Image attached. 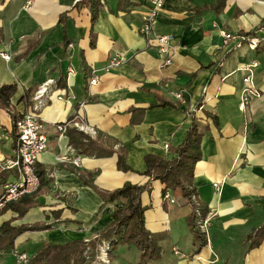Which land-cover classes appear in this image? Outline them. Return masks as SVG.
Returning a JSON list of instances; mask_svg holds the SVG:
<instances>
[{"label": "crops", "instance_id": "obj_1", "mask_svg": "<svg viewBox=\"0 0 264 264\" xmlns=\"http://www.w3.org/2000/svg\"><path fill=\"white\" fill-rule=\"evenodd\" d=\"M120 1L101 0L92 26L82 0H0V52L11 56L9 62L0 58V87H16L6 106L0 104V162L14 155V123L27 110L32 92L49 80L55 85L41 111L48 147L36 165L44 180L33 199L37 206L21 218L9 207L0 216V224L50 228L23 232L15 250L0 253V264H15L13 250L30 258L45 244L94 240L111 222L114 208L98 191L147 183L145 156L173 159L168 148L183 142L189 113L199 104L196 117L208 115V129L193 188L206 211V245L196 242L187 201L171 190L173 202L163 199L164 185L152 181L151 191L141 196L144 228L161 253L147 264H264V242L251 248L249 239L264 225V0H165L155 32L172 38L169 66L162 65L156 41L138 33L151 0H127L119 9ZM255 37L260 43L251 48ZM115 55L123 63L107 70ZM93 72L97 82L90 85ZM247 76L253 93L241 112ZM72 121L94 131L85 133L93 138L114 141L115 151L124 149L128 172L117 169L115 153L80 154L66 133L79 130L70 124L64 134L56 130ZM16 179L14 171L0 170V194ZM214 183L220 184L218 193ZM114 250L109 264L140 261L133 245Z\"/></svg>", "mask_w": 264, "mask_h": 264}, {"label": "trees", "instance_id": "obj_2", "mask_svg": "<svg viewBox=\"0 0 264 264\" xmlns=\"http://www.w3.org/2000/svg\"><path fill=\"white\" fill-rule=\"evenodd\" d=\"M126 1L121 0L118 3L119 9L125 7ZM81 4L89 10L90 21L93 26L102 10L101 0H82ZM221 7L222 5L218 4L216 9L219 10ZM90 37V43L93 46L94 35L92 30ZM15 91L16 87L13 85L1 86L0 104L6 106ZM200 109L201 105L199 104L189 113L191 123L183 142L176 148H168V151L174 154L173 159L168 160L153 155L145 156L146 169L144 174L149 178L147 183L144 185L125 183L119 189L98 191L104 204H112L114 208L111 213V222L94 240L89 242L76 240L58 245L45 244L29 258L26 264H92L99 253V246H104L108 257H110L119 244L133 245L140 251V261L137 264H147L149 261L156 260L161 251L144 228L145 208L141 203V196L151 191L152 181H158L164 185V192L165 190L178 192L187 201L191 208L189 225L195 234L196 242L200 247L206 245V239L198 228V218L196 216L198 210L201 217L204 218L206 211L193 200L196 197L193 188L194 168L200 161V142L208 129L205 122L208 115H204L205 119L196 117V112ZM209 118L214 120L213 117ZM66 133L70 144L80 154L102 158L112 156L115 153L117 155V169L121 172H128L125 150L119 148L115 151L114 141L102 137L93 138L76 130H68ZM36 173L41 187L44 181L42 180V173L38 169ZM40 187L37 193L32 196L25 197L9 205V209L17 213L18 218H21L29 209L37 206L33 199L38 195ZM93 188L96 189L95 186ZM49 228V226L40 224L13 227L10 221L0 224V253L11 250L15 239L23 232L41 231ZM249 239L253 242L251 248L258 246L262 241L264 242V225L249 236Z\"/></svg>", "mask_w": 264, "mask_h": 264}, {"label": "built area", "instance_id": "obj_3", "mask_svg": "<svg viewBox=\"0 0 264 264\" xmlns=\"http://www.w3.org/2000/svg\"><path fill=\"white\" fill-rule=\"evenodd\" d=\"M164 1L165 0L150 1V11L144 18L142 25L139 27L138 33L147 40L153 39L156 41L158 49L163 56L162 65L169 66L171 65V58L173 54V48L171 45L172 38L171 36H160L155 32V24L160 12L162 11ZM222 34L226 41L231 39L230 34L226 32H222ZM259 43L260 40L256 37L249 40V45L251 48H257ZM68 47L71 48L72 45H69ZM0 58L5 62H9L11 60L10 54L6 52H0ZM123 61V58L120 56H112L109 60V66L106 69L109 70L112 67L118 66L119 64L123 63ZM256 66L257 64H252L250 67L253 68ZM94 73L95 72H93V76L90 79V85H94L97 82V78L94 76ZM68 74H72V71L69 70ZM242 82L244 87L248 90L245 96L242 98L238 109L241 112H246L253 90L251 88L249 76L245 77ZM53 83L54 82L51 80L45 82V88L42 87L38 92L41 96H38L37 99H41L42 95L46 91L48 92L47 88L49 89ZM44 98H46V95ZM174 98L176 100H181V94H175ZM37 99L35 98V100ZM42 108L43 103H36L33 108H28L14 123V128L17 133L16 149L12 158L4 159L2 162H0V170L14 171L17 175V179L14 182L4 184L2 187V192L0 194V216L9 207V205L18 202L25 197L32 196L39 190L40 181L36 173V165L40 156L46 151L48 147V139L43 132L44 122L40 115ZM69 124L83 133L95 135L94 131L89 130L83 126V124H79L76 121L56 125L57 132L64 134L66 132L67 125ZM72 163L79 167V157H74ZM212 187L215 193L219 192V183L212 184ZM163 199L173 202L168 190H165L163 193ZM193 200H195V198ZM196 216L198 218V228L205 239H207L208 221L201 217V214L198 210L196 211ZM15 257L17 264H26L29 260V257L24 253L17 252L15 253ZM93 264H109L107 250L104 246H99V253Z\"/></svg>", "mask_w": 264, "mask_h": 264}, {"label": "rangeland", "instance_id": "obj_4", "mask_svg": "<svg viewBox=\"0 0 264 264\" xmlns=\"http://www.w3.org/2000/svg\"><path fill=\"white\" fill-rule=\"evenodd\" d=\"M44 84L45 83H43V84H41L40 86H38V88H36V90H34L33 92H32V94H31V96L29 97V103H28V106H27V109L28 108H33L34 107V105L36 104V103H38V102H41V103H43V108H42V110L48 105V103L50 102V100H51V97L53 96V93H54V88H55V85H54V83H53V85L52 86H50L49 87V89L47 88V90H48V92L46 91L43 95H42V98L41 99H37V97L38 96H41L38 92L41 90V88L42 87H44ZM45 88V87H44ZM46 95V98H44V96ZM35 98L37 99V100H35ZM44 98V99H43ZM41 110V111H42ZM40 115H41V112H40ZM180 199H181V197H180ZM3 214V213H2ZM1 214V215H2ZM13 249H14V246H13ZM15 250V249H14ZM13 250V254H14V259H15V264H16V257H15V253H17L16 251H14ZM114 252V255H116V253H117V250H114L113 251ZM116 252V253H115ZM112 256V258H111V260H113V255H111ZM108 259H109V257H108ZM93 264V263H92Z\"/></svg>", "mask_w": 264, "mask_h": 264}]
</instances>
